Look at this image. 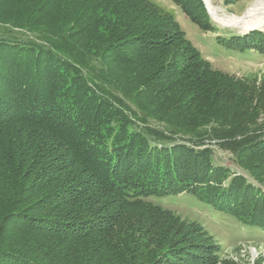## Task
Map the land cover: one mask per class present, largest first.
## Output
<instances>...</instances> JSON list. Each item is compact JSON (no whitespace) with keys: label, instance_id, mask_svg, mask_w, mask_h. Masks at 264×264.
<instances>
[{"label":"trees","instance_id":"16d2710c","mask_svg":"<svg viewBox=\"0 0 264 264\" xmlns=\"http://www.w3.org/2000/svg\"><path fill=\"white\" fill-rule=\"evenodd\" d=\"M174 1L217 31L203 0ZM175 24L147 0H0V264H181L151 197L264 232V105ZM220 41L264 54L263 31Z\"/></svg>","mask_w":264,"mask_h":264},{"label":"rangeland","instance_id":"374dc122","mask_svg":"<svg viewBox=\"0 0 264 264\" xmlns=\"http://www.w3.org/2000/svg\"><path fill=\"white\" fill-rule=\"evenodd\" d=\"M147 1L172 17L178 32L192 50L208 61L212 68L237 79L248 80L256 89V104L264 105V54L256 50H234L220 41L223 36L246 35L254 30L264 32V27L248 30L242 24H224L220 21L233 15L245 16L254 5H264V0H209L214 12L209 8L207 0H203L205 5L207 3L206 7L208 6L210 12L207 11L213 24L218 27L216 32L200 28L174 0ZM260 116L259 122L263 123V111ZM151 123L159 125L155 120ZM213 147L216 163L230 167L234 172L254 181L248 172L237 165L231 152L221 149L215 143ZM261 177L264 178V175ZM150 201L148 205L139 206V209L147 210L148 207L161 205L158 210L167 215L170 225L173 223L177 228L179 226L180 236L176 242L170 244L180 252L174 254V261L181 264H203L199 261L205 257L214 264H264V232L250 229L233 216L217 211L193 194L151 197ZM167 247H155L156 253L163 252Z\"/></svg>","mask_w":264,"mask_h":264},{"label":"bare ground","instance_id":"6f19581e","mask_svg":"<svg viewBox=\"0 0 264 264\" xmlns=\"http://www.w3.org/2000/svg\"><path fill=\"white\" fill-rule=\"evenodd\" d=\"M209 3V0H207ZM209 8L212 12L214 9L209 3ZM224 24L239 25L242 24L245 29H255L264 27V5H254L251 7L245 16L233 15L227 18L220 19Z\"/></svg>","mask_w":264,"mask_h":264},{"label":"water","instance_id":"95a60500","mask_svg":"<svg viewBox=\"0 0 264 264\" xmlns=\"http://www.w3.org/2000/svg\"><path fill=\"white\" fill-rule=\"evenodd\" d=\"M206 5H207V3H206ZM207 9H208V11H209V8H208V6H207ZM210 12V11H209Z\"/></svg>","mask_w":264,"mask_h":264}]
</instances>
